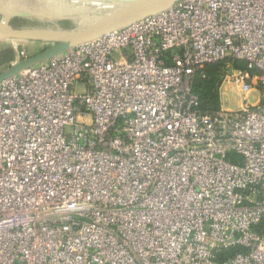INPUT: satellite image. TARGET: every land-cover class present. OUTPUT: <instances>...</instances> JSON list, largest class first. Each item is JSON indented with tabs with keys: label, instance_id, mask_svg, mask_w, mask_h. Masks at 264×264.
<instances>
[{
	"label": "built area",
	"instance_id": "built-area-1",
	"mask_svg": "<svg viewBox=\"0 0 264 264\" xmlns=\"http://www.w3.org/2000/svg\"><path fill=\"white\" fill-rule=\"evenodd\" d=\"M225 59L256 103L203 114ZM0 264H264V0H179L1 81Z\"/></svg>",
	"mask_w": 264,
	"mask_h": 264
},
{
	"label": "water",
	"instance_id": "water-1",
	"mask_svg": "<svg viewBox=\"0 0 264 264\" xmlns=\"http://www.w3.org/2000/svg\"><path fill=\"white\" fill-rule=\"evenodd\" d=\"M105 2L133 3L130 8L117 10L116 13H110L106 17H112L109 21L101 23L96 27L89 28L83 26L75 30H57L56 34H52L51 30L37 28H14L9 24V19L12 17L23 18L32 22L42 23L45 17H36L29 13H21L7 9H0V38L14 41L16 43H43L47 44L46 48L40 52L27 56L22 61L13 63L15 54H11V58L6 56V60L10 61L8 69L0 74V82L19 73L24 68L39 64L51 59L55 56L62 55L66 50L79 45L81 43L99 38L104 34L110 33L134 21H137L150 14L159 12L168 8L179 0H93ZM24 0L21 1V3ZM20 3V2H19ZM20 3V4H21ZM43 4V3H42ZM36 19H32V17ZM40 18V19H39ZM38 20V21H37Z\"/></svg>",
	"mask_w": 264,
	"mask_h": 264
},
{
	"label": "rangeland",
	"instance_id": "rangeland-1",
	"mask_svg": "<svg viewBox=\"0 0 264 264\" xmlns=\"http://www.w3.org/2000/svg\"><path fill=\"white\" fill-rule=\"evenodd\" d=\"M13 1H14V4L20 5L22 0H13ZM98 2L102 3V4L113 3L116 5H120L118 2H105V1H98ZM41 6H42L41 8L47 7L44 2ZM105 9L106 10L103 11L105 15H109L110 12H112L108 8H105ZM50 14L47 13V16H45V19H44V21H42V23H38V22L33 23L32 21H35V20H31L32 24H30V25L33 28H37V29H41V30L42 29L51 30L53 35L56 34L57 30H60V31L61 30H75L78 28H83V26H84L81 22L82 21L81 18H83V15L80 13H74L73 16H67V17H61V18L56 17L54 15L55 12H52V10H51ZM0 18L3 19L2 16H0ZM41 18H43V17H41ZM20 19L23 20V18L12 17L9 19V24L12 26H15V25H17V23H19L18 21ZM32 19H36V18L33 16ZM1 43H2L1 45L4 46L5 51H7V52H3L4 55H6L8 53L7 57L11 58V56H12L11 54L14 53V51H13L14 47H12L10 44H8L6 42H1ZM11 52H13V53H11ZM24 53H25V56H31V55H34L35 53H37V51H33L31 48H27L26 46H24ZM48 61H49V59H47L44 62H48ZM236 65L237 64H233L231 62H226L222 69H220L216 72H210L208 74V78L212 81L211 83L213 84V88L216 89L218 96H219L221 87H225L226 85H230L234 89H236V91H238V93H239V98H238L239 99V107L241 106V102H242L243 98L248 99L250 104H254V103H256V100H257L256 99V94H257L256 93L257 92L256 91L257 90L256 85H258L257 76L259 74L256 71L248 70V66L245 63H244L245 69H241L243 71H240L239 70L240 67H238ZM244 70L248 71V73H249L248 78H246L245 80H242V79H240V77H238L237 84H234L235 81L233 80L234 77L232 76V71H236L238 73H241V76H243L244 72H245ZM205 77H207L206 74L202 73V78H205ZM236 99L237 98H236L234 92L232 93V92H230V90H228L227 93L222 97V100H223L222 104L224 107L235 108L234 106H236V104H237V103H235L237 101ZM220 109H221V106H220Z\"/></svg>",
	"mask_w": 264,
	"mask_h": 264
},
{
	"label": "crops",
	"instance_id": "crops-1",
	"mask_svg": "<svg viewBox=\"0 0 264 264\" xmlns=\"http://www.w3.org/2000/svg\"><path fill=\"white\" fill-rule=\"evenodd\" d=\"M46 4V8H41L42 3ZM128 3H122L120 5H116L113 3L109 4H102L97 1L93 0H24L20 5L19 4H14L13 0H0V9H9L11 11H18L21 13H29L31 15L37 16V17H45L47 16V13L50 14L51 10L52 12H55L56 17H67V16H73L74 13H80L83 15L82 23H84L87 19L89 18H94L97 13L103 12L106 10L105 8H108L109 10L111 9H116L119 7H122L123 5H127ZM45 9V10H44ZM51 15V14H50ZM53 15V14H52ZM17 25L12 26L14 28H33L28 20H22L20 19L18 21ZM88 22V21H87ZM2 40V41H1ZM1 42H6L10 44L12 47H14L17 43L14 41H9L5 39H0V74L5 72L10 64V61L6 60L7 54L4 55L3 52H7L4 49V46L1 45ZM25 46L27 48H31L33 51L40 52L44 48H46L48 45L43 44V43H25ZM36 54V53H35ZM230 90V92H234L236 96V106L235 108H228L224 107L222 104V97L227 93V91ZM239 93L230 85H226L225 87H221L220 93H219V101H220V106L223 109L227 110H237L239 109ZM242 104V102H241Z\"/></svg>",
	"mask_w": 264,
	"mask_h": 264
},
{
	"label": "trees",
	"instance_id": "trees-1",
	"mask_svg": "<svg viewBox=\"0 0 264 264\" xmlns=\"http://www.w3.org/2000/svg\"><path fill=\"white\" fill-rule=\"evenodd\" d=\"M32 24L31 22H29ZM35 23V22H33ZM226 62H231L233 64H237L236 66L240 67L239 69H244L245 65L243 61H232L229 59H225L222 61H218L216 63H213L206 67L204 70V74H206L207 77L202 78V74L198 73L194 77L193 84H192V90L197 95L199 100V111L203 114H210L215 113L219 111L220 109V101L219 96L216 91V89L213 88L212 81L208 78V74L210 72H216L223 68L224 64ZM238 250L231 249L226 251H219L217 252V260L219 263L222 261L230 258L233 256Z\"/></svg>",
	"mask_w": 264,
	"mask_h": 264
},
{
	"label": "bare ground",
	"instance_id": "bare-ground-1",
	"mask_svg": "<svg viewBox=\"0 0 264 264\" xmlns=\"http://www.w3.org/2000/svg\"><path fill=\"white\" fill-rule=\"evenodd\" d=\"M98 2V1H97ZM133 5V3H128L127 5H123L122 7L116 8V9H111L110 13L117 14L116 11L119 9H127L130 8ZM113 17V16H112ZM112 17L108 16L106 17V15L104 14V12H99L96 14V16H94V18H89L87 19L84 23H82L84 26H89V28H93L96 27L97 25H100L101 23H104L106 21H109ZM48 21V20H47ZM88 21V22H87ZM81 27V26H80ZM3 39V38H0Z\"/></svg>",
	"mask_w": 264,
	"mask_h": 264
}]
</instances>
